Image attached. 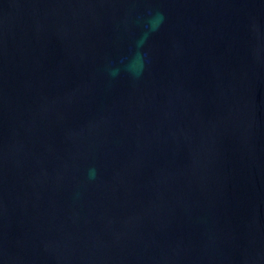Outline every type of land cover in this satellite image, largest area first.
Wrapping results in <instances>:
<instances>
[{
    "label": "water",
    "instance_id": "95a60500",
    "mask_svg": "<svg viewBox=\"0 0 264 264\" xmlns=\"http://www.w3.org/2000/svg\"><path fill=\"white\" fill-rule=\"evenodd\" d=\"M0 264H264V0H0Z\"/></svg>",
    "mask_w": 264,
    "mask_h": 264
}]
</instances>
